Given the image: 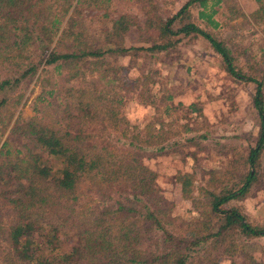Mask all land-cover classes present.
Wrapping results in <instances>:
<instances>
[{
  "label": "rangeland",
  "instance_id": "1",
  "mask_svg": "<svg viewBox=\"0 0 264 264\" xmlns=\"http://www.w3.org/2000/svg\"><path fill=\"white\" fill-rule=\"evenodd\" d=\"M0 1L4 5L8 0ZM185 1L83 2L80 10L70 7L64 16L60 4L52 0L42 3L41 7L52 5L53 13L61 19L60 30L50 43L57 51L129 49L100 57L89 55L60 67L43 61L35 74L0 90V99L5 96L0 104V143L7 139L17 147L29 141L24 134L17 137L22 131L17 126L33 116L55 120L58 129L64 131L65 127L74 130L83 123L87 132L99 135L101 143L119 153L134 152L140 161L156 170L157 184L176 218L189 220L198 216L200 212L193 201L183 195L177 175L182 170H193L196 181L204 183L219 177L230 161L234 173L223 171V178L240 177L247 169L244 158L257 139L259 116L253 104L256 82L233 77L225 69L222 56L203 36L164 32L167 17ZM26 2L29 1L20 3L24 12L28 11ZM208 4L215 9L217 26L199 18V7L191 6L173 22L172 28L191 20L197 22L225 42L238 67L264 83V20L258 22L251 14L258 2L209 0ZM68 24V31L61 34ZM169 41L165 49L148 48ZM23 53L36 58V42L30 40ZM16 76L17 65L0 59V79ZM77 89H84L87 97H91L88 91L96 90L93 117L77 109ZM41 92L44 98L38 97ZM190 103L198 109L192 110ZM158 129L159 135H152ZM172 142L175 143L170 146ZM161 144L166 148L158 153L154 147ZM31 146L34 152L41 150L37 143ZM258 161L256 178L247 194L222 204L224 208L238 206L254 224L264 223V146ZM118 191L114 188L108 198L91 192L84 202L109 205ZM0 196V217L2 214L4 221L5 213L11 217L13 212L11 204ZM8 248L9 243L0 233V264H17L7 254ZM218 264H264V236L238 238L234 254Z\"/></svg>",
  "mask_w": 264,
  "mask_h": 264
},
{
  "label": "trees",
  "instance_id": "2",
  "mask_svg": "<svg viewBox=\"0 0 264 264\" xmlns=\"http://www.w3.org/2000/svg\"><path fill=\"white\" fill-rule=\"evenodd\" d=\"M22 1L25 0H8L4 5L0 1V59H9L17 65V76L0 79V90L35 74L43 61L60 67L89 55L100 57L129 49L57 51L50 43L60 30L61 19L53 13L52 5L41 7L51 0H27V12L20 6ZM102 1L109 0H52L60 4L63 16L70 7L73 11L80 10L83 2L98 5ZM256 1L258 7L251 14L260 22L264 20V0ZM208 2L186 0L167 17L163 29L171 35L203 36L222 56L225 69L233 77L256 82L253 104L259 116V130L255 144L244 158L247 169L240 177L223 178L224 172L234 173L229 161L219 177L209 178L204 183L196 181L193 170H182L177 175L180 189L200 214L189 220L179 219L167 206L157 184L156 170L140 161L134 152L115 151L101 143L99 135L87 132L83 123L74 130L65 127L64 131L58 129L55 120L33 116L17 126L22 129L17 137L24 134L29 141L24 145L19 141L17 147H12L7 139L0 143V195L5 203L11 204L13 212L11 217L9 212L5 213L4 221L1 214L0 233L9 243L7 254L15 263L218 264L234 254L238 238L264 236V223H252L238 206L222 207L232 198L245 196L256 178L264 146V83L238 67L225 42L197 22L191 20L172 28L173 22L191 6L199 7V18L217 26L219 22L213 17L215 9H211ZM68 19L72 20L71 15ZM70 25L63 27L61 34H65ZM30 40L35 41L39 49L36 58L23 53ZM168 46L170 41L154 43L148 48ZM77 91V109L93 117L96 90L88 91L91 97L85 95L84 89ZM44 95L41 92L38 97L44 98ZM4 100L5 96L0 104ZM189 106L192 110L198 109L195 103ZM159 133L158 129L152 135ZM32 142L41 150L34 152ZM165 148L164 144L154 147L158 153ZM114 188L119 189L118 195L109 205L84 202L91 197V192L108 198Z\"/></svg>",
  "mask_w": 264,
  "mask_h": 264
}]
</instances>
